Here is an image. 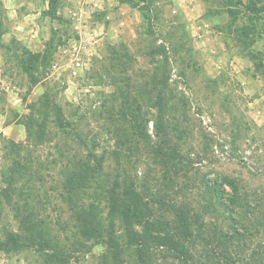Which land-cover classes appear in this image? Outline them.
<instances>
[{
	"label": "rangeland",
	"instance_id": "374dc122",
	"mask_svg": "<svg viewBox=\"0 0 264 264\" xmlns=\"http://www.w3.org/2000/svg\"><path fill=\"white\" fill-rule=\"evenodd\" d=\"M138 3L0 0V192L16 155L9 145L23 143L22 155L33 166L31 191L69 256L1 251L0 264H113L101 257L103 244L83 239L78 248L73 230L58 226L61 218L72 224L60 197L64 164L57 146L84 158L72 136L79 124L102 140V150L115 149L116 127H129L118 120L127 96L133 104L126 113L149 118L151 144L159 143L160 113L180 136L169 139L182 148L180 165L190 170L184 176L180 168L178 187L148 156L145 140L139 152L124 145L122 159L132 155L137 164L127 174L147 175L168 196L177 187L174 194L195 214L190 262L264 264V0ZM31 118L45 121L44 140L36 134L28 141ZM114 165L108 156L105 171ZM11 209L0 198V231L18 229ZM128 252L124 264H140ZM169 255L152 257L151 264L177 261Z\"/></svg>",
	"mask_w": 264,
	"mask_h": 264
},
{
	"label": "trees",
	"instance_id": "16d2710c",
	"mask_svg": "<svg viewBox=\"0 0 264 264\" xmlns=\"http://www.w3.org/2000/svg\"><path fill=\"white\" fill-rule=\"evenodd\" d=\"M121 1L139 5V0ZM132 104L133 100L127 96L118 120L124 119L129 127L123 131L116 127V147L112 151L107 148L102 150V140L97 136H90V133H83L79 124L74 128L72 136L86 150L84 158L77 154H66L61 145L57 146L61 163L64 164L60 197L71 209L69 219L72 224L70 226L68 222H62L61 218L57 220L58 226L65 233L67 228L73 230V244L78 248L83 239L103 244L106 248L101 257L106 261H109L108 257H112L113 264H124L126 250L130 251L128 254L133 253L140 264H151L154 262L152 257H159L165 252L176 257L177 261L172 264H192L189 248L195 245V241L191 240L195 236V214L188 210L185 202L180 201L179 195L174 194L179 186V170H184L185 165H180L184 163L182 148L174 143L171 145L169 138L173 133L177 139L180 136L174 127L169 131L171 121L160 113L155 120V136L159 143L151 144L147 129L149 118L135 110L126 113ZM161 106V103L157 105L159 108ZM159 110L162 111L163 107ZM27 128L28 141L36 134L39 141L47 136L45 121L39 122L38 119L31 118L27 122ZM140 140L147 142L148 156H153L156 164L171 172L173 187L177 186L173 189V196H168L169 189L160 183H153L147 175L140 180L137 172L127 174V166L133 170L137 161L129 155L123 162L124 145L128 146L129 152H139L142 150L139 148ZM161 142L165 145H160ZM22 147L23 143L11 142L9 148L16 155L11 166L3 173L5 186L0 192V198L12 208L19 225L16 230L0 231V252L31 249L47 257H69L64 251L65 246L60 243L61 238L53 232L51 222H47V217L39 210V202L40 205L43 202L31 191L29 183L33 179V166L22 155ZM108 156L115 160L111 172L105 171ZM189 170H184L183 175H188ZM202 183L219 190L209 180ZM67 224L69 227H65Z\"/></svg>",
	"mask_w": 264,
	"mask_h": 264
}]
</instances>
